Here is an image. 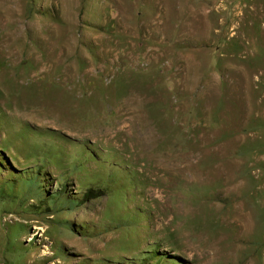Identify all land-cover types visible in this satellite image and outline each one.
I'll list each match as a JSON object with an SVG mask.
<instances>
[{
	"label": "rangeland",
	"instance_id": "obj_1",
	"mask_svg": "<svg viewBox=\"0 0 264 264\" xmlns=\"http://www.w3.org/2000/svg\"><path fill=\"white\" fill-rule=\"evenodd\" d=\"M0 264H264V0H0Z\"/></svg>",
	"mask_w": 264,
	"mask_h": 264
}]
</instances>
